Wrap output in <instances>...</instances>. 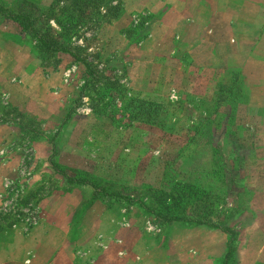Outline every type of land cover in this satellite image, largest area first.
<instances>
[{
    "label": "rangeland",
    "instance_id": "1",
    "mask_svg": "<svg viewBox=\"0 0 264 264\" xmlns=\"http://www.w3.org/2000/svg\"><path fill=\"white\" fill-rule=\"evenodd\" d=\"M52 1L0 7L26 13L32 30L48 25L69 51L115 78L126 98L150 101L153 113L144 121L117 93H81L86 75L75 54L43 53L30 32L0 15V163L16 162L12 177L0 172L1 194L16 180L0 205L3 254L27 262L36 229L45 248L64 240L71 264H169L203 249L204 227L231 230L236 260L264 264V9L232 0H108L86 6L64 34L51 16L63 4ZM49 158L98 191L66 182ZM176 183L187 189L174 205L159 192ZM193 186L207 194L198 199ZM68 187L76 190L61 203L43 204ZM143 206L174 218L201 214L202 223L165 221Z\"/></svg>",
    "mask_w": 264,
    "mask_h": 264
},
{
    "label": "trees",
    "instance_id": "2",
    "mask_svg": "<svg viewBox=\"0 0 264 264\" xmlns=\"http://www.w3.org/2000/svg\"><path fill=\"white\" fill-rule=\"evenodd\" d=\"M61 2L63 5L61 7H59V9L56 11V14H52V18L55 22V24L58 26V28L60 29V32H63L65 34V32H67L68 30H71L76 24H78L80 22V20L82 19L83 15V10L86 8V6H93L96 5V7L99 6H107L108 0H53L51 4H53V2ZM119 2H116L115 5L108 7V9H110L111 11H117V9H119ZM18 12H13L11 10H3L0 7V15L1 16H6V17H10L13 18L15 22H17L20 27L21 30L23 32H30V34H32V36H34L37 44L40 47V50L43 53H55V52H65V53H70L72 51H69V49H67L66 46H64L62 43L65 41V38L62 37L59 40V33H57L55 36L53 37V35L49 32L50 28L48 25H46V27L44 28L45 30L40 33L37 29H30L29 25L31 24L29 16L24 13H18ZM116 12H114L115 14ZM145 36V32L144 34H140L137 38V40H141V38H143ZM73 54H75L74 52H72ZM76 55V54H75ZM98 56V55H97ZM75 60L79 61L81 63V65L83 66L84 70H85V75H86V79H84L83 81V85L81 86L80 92L84 93L83 91L87 90H91L94 91L96 96L98 97L97 99H103L104 97L108 96L109 93H117L119 97H122V99H125V102L123 103V107H126V109L131 108L132 110H128L130 115H135V113H137L138 115L142 116V119L144 121H148V119L150 118V116L153 113V109L150 108V106L152 105V103L150 101L147 100H143V99H136L133 97H125V88L120 85V83L115 79V78H111L109 76H106L104 74H102V69L97 68L98 66L96 65V63H92L91 61H86L83 58H80L79 56H75L74 57ZM135 103L131 104V103ZM136 108V110L134 109ZM17 115H19L21 118H23L22 113H18ZM26 115H24L25 117ZM28 122H32L33 120L30 118H27ZM1 121H4V119H0ZM66 119H64L63 121H65ZM27 122V121H26ZM4 123V122H3ZM13 124H15L17 127V130H20L21 128L24 127L25 124L18 122H13ZM23 133H30V135L32 136V138H35V134L33 133L32 130H24ZM32 140V139H31ZM55 154V151L52 152L51 156ZM51 158H49V164L50 167L52 168V170L56 173L61 174L64 179L66 180V182L68 183H73L75 185H89L91 187V189H93L94 193L95 191H98V187H96V185L94 183H91L89 180L86 181L84 178L80 177V176H73L70 177L67 173H65L62 169H60V166L53 164L50 160ZM10 184L14 185L16 184V180L14 181H10L9 184H7L4 187V192L0 195V205L3 204V198L5 194L11 193L12 191V186H10ZM25 187V186H24ZM26 188V187H25ZM24 189V188H22ZM101 189V188H100ZM187 189L186 184H182V183H176L174 184V186H172L170 188V191L165 193L160 191L159 193L161 194V196L164 197H170V199L172 200L173 204L175 205V198H177V195H180L179 191H185ZM195 195H197L196 197L198 199H201L202 197H204L207 193L204 192L202 190V188H199L198 186H193ZM8 196V195H7ZM144 209L146 211H148L150 214H152L153 216H157L162 220H189L186 217H181V218H174L171 214H167V213H161L156 209H147L145 208L146 206H143ZM168 210L167 211H171L170 207L167 206L166 207ZM177 210V209H176ZM184 209L181 210V212H183ZM192 221L194 223H202V219H201V214L199 216V214L196 216V218L189 220ZM33 223H35L34 221H32ZM31 222V223H32ZM13 225V224H12ZM213 226V225H211ZM27 228H29L28 226H26ZM221 230L226 233L228 235V239L226 240V245H225V251L224 254L222 256V259L220 261H215L214 260V264H236V258H235V241H236V234L234 232H232L231 230L225 229V228H221Z\"/></svg>",
    "mask_w": 264,
    "mask_h": 264
},
{
    "label": "crops",
    "instance_id": "3",
    "mask_svg": "<svg viewBox=\"0 0 264 264\" xmlns=\"http://www.w3.org/2000/svg\"><path fill=\"white\" fill-rule=\"evenodd\" d=\"M191 1L194 2V4H196V2L198 4V2L200 0H191ZM232 1H235L238 3L243 2L245 4L255 5V6H257V8H260V9L263 8L264 9V0H232ZM233 9H235V8H233ZM197 10H198V8H197ZM224 10H225V8H224ZM226 10H227V17H231V18L233 17V19L236 17H238V18L240 17V14H239V12L241 11L240 9L235 10L238 12L237 16H236V12L234 13V12H230V10H228V9H226ZM193 17L199 18V17H201V15L198 14L197 16H193ZM249 17H251V16L249 15ZM184 18L186 19V17H184ZM261 34L262 35L264 34V26H263V30H262ZM2 137H1V139H2ZM6 168L10 169V171H11L8 177L9 178L12 177V175H14L13 170H15V168H16V162H14V160H7L4 162H1L0 163V172L2 169H6ZM1 176H2V174H1ZM1 176H0V180H2L4 178ZM74 190H76V188H74V187H68L65 190L60 189V192L47 195L43 199V204L44 203L48 204V203L52 202L54 198L57 199L56 201L61 203V201L65 200L68 196H70ZM0 195H1V188H0ZM77 205H78V203L76 202L75 206L77 207ZM199 229H200V232L205 233L204 239H202V241H201V244H204L203 249L195 250V252H193V253L189 252V253L185 254L183 258H179L176 261L171 260L169 264H214V260L220 261L222 259V256H223L224 251H225V245H226L225 238H224L225 237L224 232L219 231L216 228L215 229L209 228V229H211V230H209L207 228L200 227ZM187 230H189V229H186V231ZM41 232H43L42 235H44L43 237H45V235H46L45 230L42 229ZM210 233L213 234V237H216L218 239L217 242H215L213 239H211L209 237ZM36 235H37L36 229L34 231L30 232V235L28 236L29 239L27 240L26 244L30 245L31 248L35 247V249H31V248L26 247V255H25L24 259H26L27 262L22 261L23 263L20 262V264H71V252L68 250V251H64V253H62V243L64 242V240H62L60 242V244L59 243L55 244L53 246V248L52 247L45 248L44 247V240L39 241L37 239H34V237ZM210 245H211V247H214L212 250L209 249ZM11 246L13 248H15L16 245L12 243ZM2 248L0 247V264H17V262H14V260H11L13 255H14L13 253H15V252H10L9 255H6V254H3V252L1 251ZM254 260L255 259H252L251 257L237 256L236 264H254ZM164 264H167V262H164Z\"/></svg>",
    "mask_w": 264,
    "mask_h": 264
},
{
    "label": "built area",
    "instance_id": "4",
    "mask_svg": "<svg viewBox=\"0 0 264 264\" xmlns=\"http://www.w3.org/2000/svg\"><path fill=\"white\" fill-rule=\"evenodd\" d=\"M5 187V186H4Z\"/></svg>",
    "mask_w": 264,
    "mask_h": 264
}]
</instances>
